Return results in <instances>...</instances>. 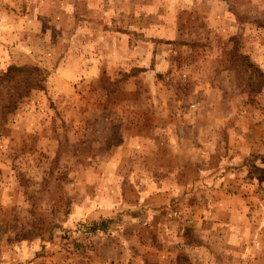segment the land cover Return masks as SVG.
Listing matches in <instances>:
<instances>
[{
	"label": "rangeland",
	"instance_id": "374dc122",
	"mask_svg": "<svg viewBox=\"0 0 264 264\" xmlns=\"http://www.w3.org/2000/svg\"><path fill=\"white\" fill-rule=\"evenodd\" d=\"M13 66L0 264H264V0H0Z\"/></svg>",
	"mask_w": 264,
	"mask_h": 264
},
{
	"label": "trees",
	"instance_id": "16d2710c",
	"mask_svg": "<svg viewBox=\"0 0 264 264\" xmlns=\"http://www.w3.org/2000/svg\"><path fill=\"white\" fill-rule=\"evenodd\" d=\"M16 77L24 78V80H17ZM14 82L15 87L18 88L16 92L19 93V98L25 93L33 90H43L45 79L41 75V70L37 67H9L6 73L0 76V83ZM11 107V105H9Z\"/></svg>",
	"mask_w": 264,
	"mask_h": 264
}]
</instances>
